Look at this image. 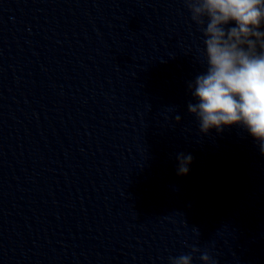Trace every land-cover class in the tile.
<instances>
[{"label": "clouds", "instance_id": "1", "mask_svg": "<svg viewBox=\"0 0 264 264\" xmlns=\"http://www.w3.org/2000/svg\"><path fill=\"white\" fill-rule=\"evenodd\" d=\"M191 19L203 26L206 71L188 87L196 103L189 113L200 131L242 125L264 154V0H185ZM234 22L235 26H229ZM177 117V121H179ZM178 175H186L191 155L181 154ZM191 252L170 258V264H192ZM204 264H217L208 252Z\"/></svg>", "mask_w": 264, "mask_h": 264}]
</instances>
